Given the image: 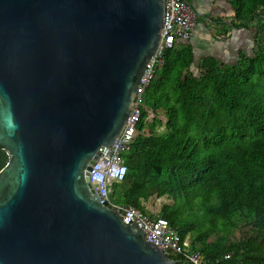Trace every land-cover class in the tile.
<instances>
[{"label":"water","instance_id":"95a60500","mask_svg":"<svg viewBox=\"0 0 264 264\" xmlns=\"http://www.w3.org/2000/svg\"><path fill=\"white\" fill-rule=\"evenodd\" d=\"M164 0H0V264H176L97 202Z\"/></svg>","mask_w":264,"mask_h":264},{"label":"trees","instance_id":"16d2710c","mask_svg":"<svg viewBox=\"0 0 264 264\" xmlns=\"http://www.w3.org/2000/svg\"><path fill=\"white\" fill-rule=\"evenodd\" d=\"M227 1L232 19L210 18L212 36L253 22L254 54L239 51L232 65L206 56L194 73L191 45L163 53L143 99L167 122H146L143 112L139 127L148 134L135 137L112 197L140 208L154 194L172 198L159 215L182 238L189 234L205 264H264V0ZM7 161L0 147V170ZM245 227L254 239L235 236Z\"/></svg>","mask_w":264,"mask_h":264},{"label":"built area","instance_id":"2783aa9c","mask_svg":"<svg viewBox=\"0 0 264 264\" xmlns=\"http://www.w3.org/2000/svg\"><path fill=\"white\" fill-rule=\"evenodd\" d=\"M197 14L187 0H164L163 23L160 39L154 53L146 63L144 73L137 88L134 104L125 124L113 144L101 148L95 159L88 162L89 170H85V177L90 184L93 194L99 204L117 213L124 223L134 222L144 232L146 241L152 242L177 263L179 258L188 264H205V256L200 249L193 247L191 238H182L177 229L169 221L159 215L162 205L151 207L152 202L142 201L143 208L134 204L120 203L113 197V186L123 184L128 168L126 156L131 150L132 143L140 131L148 134V129L139 127L141 117L145 111L146 122H153L159 118L160 111L155 114L144 104V92L152 80L156 66L162 59L163 53L170 48H177L180 41L189 40L192 29L196 24ZM147 118L149 121H147ZM162 124L167 122L164 115Z\"/></svg>","mask_w":264,"mask_h":264},{"label":"rangeland","instance_id":"374dc122","mask_svg":"<svg viewBox=\"0 0 264 264\" xmlns=\"http://www.w3.org/2000/svg\"><path fill=\"white\" fill-rule=\"evenodd\" d=\"M195 1L196 0H188L197 14L196 24L192 29L193 35H191L189 40L180 41L179 46L177 47V50L182 51L187 45L194 46L193 67L191 66L192 72L195 73L196 70H198V65L196 63H198L201 58L206 56L217 57L216 52L220 50L218 48L219 45H226L229 48V53H226L227 57L223 60L229 65L237 63L239 51H243L244 54L248 55L254 54L255 43L253 41V33L255 32V24L253 22H251L249 29L238 28L233 30L232 28V32H230L229 38L225 42L222 40V37H218L216 40L222 41L217 46V44L213 43V40L216 37L211 35L214 32L212 30L216 29V23L214 24L209 20L210 18L220 17L223 21L225 20V22L229 23L232 19L231 16L233 15V11L231 14V9L233 10V7L227 0H199L201 2L199 5L196 4ZM222 50H226V48ZM222 50H220V52H222ZM159 117L165 120L163 112L159 114ZM147 121H149L148 118ZM148 201L152 202V204L150 203L151 207L163 205V203H173L172 198H169L168 196H157L155 194L150 196ZM234 233L236 237H249L251 240L255 238V234L247 227L236 229L234 230ZM187 236H189V234ZM231 236L232 240L235 239V236Z\"/></svg>","mask_w":264,"mask_h":264},{"label":"crops","instance_id":"0c3cea01","mask_svg":"<svg viewBox=\"0 0 264 264\" xmlns=\"http://www.w3.org/2000/svg\"><path fill=\"white\" fill-rule=\"evenodd\" d=\"M187 1H188V0H187ZM195 2H196V4H198V5L201 4V2H200L199 0H196ZM232 11H233V10L231 9V14H232ZM222 21H223V20H222ZM222 23H225V20H224ZM233 30H234V29H233ZM231 32H232V30H231ZM192 35H193V34H192ZM211 35H212V34H211ZM230 36H231V35H230ZM228 38H229V37H228ZM228 38H222V40L225 42V41L228 40ZM222 40H216V39H214V40H213V43H214V44H217V46H218L219 43H220ZM218 48H219L220 50L226 48V50H222V52H220V50L216 52V56L222 58L221 60H224L225 57H227L226 53H229V51H228L229 48H228L226 45H219ZM192 49H193V51H194V46H192Z\"/></svg>","mask_w":264,"mask_h":264}]
</instances>
